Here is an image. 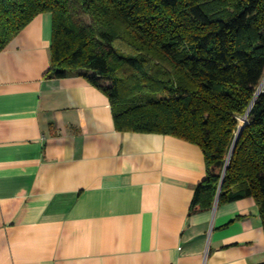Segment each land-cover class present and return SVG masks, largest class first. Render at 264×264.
I'll return each instance as SVG.
<instances>
[{"label":"crops","instance_id":"1","mask_svg":"<svg viewBox=\"0 0 264 264\" xmlns=\"http://www.w3.org/2000/svg\"><path fill=\"white\" fill-rule=\"evenodd\" d=\"M52 16L0 52V264H260L252 198L190 214L201 149L119 132L107 96L46 77Z\"/></svg>","mask_w":264,"mask_h":264},{"label":"trees","instance_id":"2","mask_svg":"<svg viewBox=\"0 0 264 264\" xmlns=\"http://www.w3.org/2000/svg\"><path fill=\"white\" fill-rule=\"evenodd\" d=\"M43 13L46 77L103 92L119 132L197 145L206 177L190 214L252 198L264 232V0H0V52Z\"/></svg>","mask_w":264,"mask_h":264},{"label":"water","instance_id":"3","mask_svg":"<svg viewBox=\"0 0 264 264\" xmlns=\"http://www.w3.org/2000/svg\"><path fill=\"white\" fill-rule=\"evenodd\" d=\"M263 81H264V79H263ZM263 81H262V83H263ZM262 83H261V84H262ZM260 86H261V85H260ZM260 86H259V88H260ZM259 88H258V90H257V92H256V94H255V97L260 93V92H259ZM250 107H251V106H250ZM249 110H250V108H249L248 111L246 112V114H245V116H244V117H245L244 119H246ZM242 128H243V127H239V128H238V131H237V133H236V137H235V140H234V143H233L232 149H231V151H230L229 157H230L231 152H232V150H233V148H234V145H235V143H236V141H237V139H238V137H239V135H240V132H241ZM228 160H229V158H228ZM228 160H227V162H228ZM221 184H222V182H221ZM221 184H220V187H221ZM219 191H220V188H219ZM218 193H219V192H218ZM217 200H218V197L216 198V202H215V203H217Z\"/></svg>","mask_w":264,"mask_h":264},{"label":"rangeland","instance_id":"4","mask_svg":"<svg viewBox=\"0 0 264 264\" xmlns=\"http://www.w3.org/2000/svg\"><path fill=\"white\" fill-rule=\"evenodd\" d=\"M262 92H264V89H263V91ZM245 117L243 116V117H239V119H238V121H239V127H243L245 124H246V119H244Z\"/></svg>","mask_w":264,"mask_h":264},{"label":"bare ground","instance_id":"5","mask_svg":"<svg viewBox=\"0 0 264 264\" xmlns=\"http://www.w3.org/2000/svg\"><path fill=\"white\" fill-rule=\"evenodd\" d=\"M263 86H264V81H263V83L261 84V86H260V88H259V91L261 90V88H263Z\"/></svg>","mask_w":264,"mask_h":264}]
</instances>
